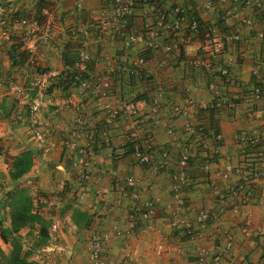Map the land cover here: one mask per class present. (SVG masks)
I'll use <instances>...</instances> for the list:
<instances>
[{
    "label": "crops",
    "instance_id": "0c3cea01",
    "mask_svg": "<svg viewBox=\"0 0 264 264\" xmlns=\"http://www.w3.org/2000/svg\"><path fill=\"white\" fill-rule=\"evenodd\" d=\"M198 2L169 0L163 3L162 8L170 10L176 5L187 8L198 6ZM42 3L52 13L50 37L42 40L38 35L24 36L22 29L13 26L9 34L13 33L15 38L10 40L9 36L4 37V45L0 46V135L2 140L6 137L13 139L15 154L25 149L32 150L34 154L31 167L16 181L9 179L8 163L4 160L0 161V175L3 181L9 183L8 188L17 190L16 193L25 190L30 195L34 193L31 201L38 203L34 205V211L50 223L59 220L53 245L60 251L55 252L57 258L54 263L89 264L85 244L90 232H106L109 237L102 244L101 258L104 264H129V257L134 264H196L199 247L209 251V256L202 264H264L261 258L264 249V177L247 182L252 195L245 203L228 194L224 201H220L212 193L213 186L224 190L227 185L242 181V174L231 173L223 178L219 171L227 163L240 164L245 159L238 151L234 135L259 127L264 121L262 107L243 100L253 83L250 66L254 58L262 53L255 37V28L243 33L251 43L247 48H241L236 43L228 46V52L236 50L237 53H233L237 59L229 66L230 74L237 81L235 84L220 82V91L234 100L233 107L224 110L199 108L195 104L186 106L188 98L196 104L207 103L212 99L207 85L216 78L221 64L218 62L211 72L185 64L196 55L195 42L185 46L182 51L158 53L156 57L165 61L162 67L153 66L154 54L148 52L145 65L152 67L149 83L135 81L134 78L130 82V89L121 90L116 73L125 72L131 66L122 62L123 70H117L121 65L119 56L123 53L119 40L113 36H106L102 41L91 38L86 46L90 57L88 73L92 81L108 76L112 90L111 102L114 97H127L130 93H141L147 98L145 101L138 99L141 109L138 115H119L108 125L109 142H106L100 134L104 112L98 109L90 90L62 89L52 85L58 75L65 72V65L72 62L79 45L80 33L71 36L68 30L77 26L86 27L90 18L98 16L104 4L97 0H82L81 10L75 15L73 0H43ZM141 11L139 8L134 9V17L127 23V29L138 26L136 16ZM250 12V9H243L240 14L251 15ZM199 17L208 21L213 18L203 11ZM146 19L144 21L147 23L151 21L149 16ZM18 41L21 42L20 50L28 53L27 59L20 66L9 61L8 57V51L12 48L10 45ZM138 45L127 50L129 58L137 54ZM249 47L251 51H248ZM156 85L161 87L157 115L172 127L175 137L169 136L166 128L158 124L152 128L154 146L167 145L173 155L183 149L184 117L173 114V106H185L187 117L198 130L208 131L211 125V129L222 135L219 152L210 159L196 152L194 146H188L191 163L186 173L191 183L181 191L183 207L179 208V214L183 221L190 223L194 230L193 236L169 226L172 206L171 166L149 174L146 167L136 165L129 154L123 153L126 133L130 128L146 127L150 123L147 118V102L152 98ZM262 85L264 88V83ZM4 106L10 107L8 115H4ZM32 106L36 107L33 116L43 127L44 137L41 142L32 136L29 122ZM80 111H84L92 122L96 140V155L89 168L90 176L83 182L74 180L69 160L61 152L62 140L72 117ZM28 133L33 143L28 139ZM206 161L209 163L204 168ZM108 170H113L115 175L109 174ZM125 175H133L137 179L141 201L158 200L153 214L148 218L137 217L129 232L125 225L131 201L129 198L120 199L116 190L117 181ZM60 179L66 180L65 191L57 189ZM96 189L101 192L100 195L95 194ZM48 200L52 201L50 207H47ZM74 209L88 213L89 222L86 226L72 222L71 213ZM199 210H208L213 215L202 226L194 222V216ZM125 229L127 238L124 237ZM224 231L233 235L231 257L224 255L213 262L212 256L222 249L221 233ZM115 232L120 234L115 235Z\"/></svg>",
    "mask_w": 264,
    "mask_h": 264
},
{
    "label": "built area",
    "instance_id": "2783aa9c",
    "mask_svg": "<svg viewBox=\"0 0 264 264\" xmlns=\"http://www.w3.org/2000/svg\"><path fill=\"white\" fill-rule=\"evenodd\" d=\"M169 0H97L103 3L100 13L95 18H90L87 26H77L70 28L69 34L74 36L80 33L79 45L76 47L75 56L72 62L64 67V71L69 72L72 80L81 90H90L93 95L98 109L104 112L100 126V134L106 142L108 138V125L119 115L136 116L141 111L138 105V99L135 93L128 94L127 97H114L111 102V82L108 76H103L93 80L90 78L88 69L90 67V57L86 50V46L91 38L95 41H102L106 36H113L119 40L123 53L119 56L120 66L117 70H122L123 64H130L134 69L135 75L146 81L151 78L152 67L145 65L146 51L151 52L155 63L153 66L162 67L165 63L164 59L156 57L158 53L168 54L174 50L182 51V49L195 42L196 55L187 60L185 64L190 67H198L204 72H211L212 68L221 62L218 68L216 78L207 85L208 90L212 93V99L207 103H194L189 99L186 101L187 106L195 104L199 108L229 109L233 106V99L224 94L218 88L220 82L235 84L237 78L230 74L229 66L236 61V50L228 52V46L231 44H239L241 48H247L248 39L243 36L245 31L255 28V37L258 39L261 59H254L250 66V73L254 78L250 89L247 91L243 100L249 103L261 106L264 112V0H198V6H172L170 10L162 8L164 2ZM82 0H73V10L75 15L81 10ZM142 9L137 17L138 26L133 29H127V21L134 17V9ZM243 9H250L251 15L240 14ZM203 11L213 18L208 20L201 19L200 12ZM52 13L45 6L40 9L41 19L36 16L17 17L12 20L10 16H4V8L0 4V36L6 37L8 31L13 26L22 29L24 36L38 35L42 40H47L51 33V15ZM199 15V16H198ZM151 19L149 23L146 18ZM144 19H146L144 21ZM138 45L137 54L129 58L127 50ZM251 51V48H248ZM236 53V54H233ZM233 55V57H232ZM130 68V67H129ZM138 69V70H137ZM143 72V75L140 74ZM63 73V72H62ZM144 77V78H143ZM150 81V80H149ZM221 84V85H222ZM187 90V88L185 89ZM161 87L156 85L153 88V96L149 100V111L147 118L150 123L145 126H132L126 133V143L130 144L132 151L128 155L138 166L146 167L152 174L162 167L169 165L172 168L170 174L172 206H170L169 226L178 228L180 231L194 235L193 228L190 223L181 219L179 208L183 207V197L181 191L190 185L186 170L188 168L189 150L183 148L179 154L169 156L166 150L155 148L152 141V128L156 125H163L166 133L175 137L167 122L163 121L157 112L160 109L159 97ZM182 107L173 106V114L180 112ZM36 110L35 106L30 108V125L32 136L41 142L43 140V127L39 125L38 119L33 116ZM183 129L192 135L193 124L191 120L183 121ZM92 122L84 111H80L72 117L71 123L62 140V156L69 160V164L73 170V178L77 182H83L90 176L93 158L96 155L94 139L95 131L92 130ZM92 130V131H91ZM196 133V132H195ZM234 141L238 146V151L244 155V160L240 164H225L219 171V175L227 178L229 174H242V181L227 185L224 190H219L216 186L212 187V193L220 201H224L226 194L237 197L241 203H245L252 195V190L248 187V181H255L264 177V121L261 126L249 128L243 132L234 135ZM207 151L208 158H212L219 152L222 135L220 132H211L207 136L194 139ZM125 143V144H126ZM124 144V146H125ZM64 146V148H63ZM248 149L252 150V156H245ZM155 154L158 159L155 158ZM248 161V162H247ZM208 161L204 165L207 168ZM109 174L115 175L113 170H108ZM137 179L133 175H125L116 183V190L120 199L129 198L130 205L127 212L126 225L128 232L134 227L137 217L148 218L153 214L154 205L158 200L141 201L139 198V190L137 188ZM66 180L60 179L57 182L58 191H65ZM96 195L101 192L96 189ZM52 205V201H47V207ZM213 215L208 210H199L194 216V222L204 225ZM59 220H54L48 226L49 244L40 248L33 256L36 264H55L54 259L57 258V249L53 245L55 232L59 227ZM115 235L120 234L115 232ZM223 237V246L219 252L212 256L213 262H217L221 256L231 257V248L233 235L227 231L221 233ZM127 236L125 229L124 237ZM109 234L106 232H90L85 250L89 264H104L102 261V244L108 239ZM52 243V245H50ZM209 251L204 247L197 249L196 264H202ZM261 258L264 261V249L261 252ZM129 264L131 257L128 258ZM250 264V263H246Z\"/></svg>",
    "mask_w": 264,
    "mask_h": 264
},
{
    "label": "trees",
    "instance_id": "16d2710c",
    "mask_svg": "<svg viewBox=\"0 0 264 264\" xmlns=\"http://www.w3.org/2000/svg\"><path fill=\"white\" fill-rule=\"evenodd\" d=\"M42 1L43 0H37V1L36 0H0V4L4 8V16H10L12 20H16L17 17L20 18V17H30V16H36L37 18L41 19L40 9L43 7ZM129 21L130 19H128L127 23ZM9 38L10 40H13L15 38L13 33L9 34ZM20 45H21L20 41H18L16 44L12 43L10 45V47L12 48L9 49L8 51L9 61H11L12 63L15 62V64L18 66L24 63L25 59H27V54H28L24 50H20ZM143 53L144 56L148 55V51H146V53L145 52ZM181 54L179 55L181 56ZM63 56L66 57V55L64 54ZM255 58L261 59L260 55L256 56ZM133 69H134L133 67H130V69L126 70L125 72L118 70L120 74L118 72L116 73V75L118 76L117 79L118 87L121 88V90L130 89V82H132L134 78L136 79L135 81L142 80L141 78H139V76H134L135 73L134 71H132ZM139 72L140 74L143 75V72L141 73L140 70ZM250 76H252L251 73ZM149 80H151V78L147 77L146 78V81H148L147 83H149ZM252 82H254L253 76H252ZM52 85L55 86L57 85L62 89L78 88L77 84L72 80L70 73L67 71L64 73L61 72L60 75H58L56 82H54V84ZM250 87L247 90H249ZM134 99L146 100L147 98H144L143 94L139 93L135 95ZM185 108H186L185 106H182L180 112L177 113L176 115L183 116L184 120L188 121L189 117H187ZM9 109L10 107L4 106L3 108L4 115H8ZM212 110H218V109H212ZM192 124L194 129L193 132L194 131L196 132V133L194 132L192 135H189V133H187L182 126V132L185 135V141H183L184 144L183 148L188 149V146L191 145L195 147L196 152H198L199 154L203 153L204 156L205 155L207 156L206 149L203 148L201 145H199L198 142L194 141V139L207 136L212 131L213 132H218V131L211 129L210 128L212 127L211 125H209L208 131L202 129L198 130L196 128V125L194 123ZM169 128L172 129L171 126H169ZM155 148L166 150L169 156L170 154L173 155L170 152V149L167 148V145H165L164 147L155 146ZM249 150L250 149H248V151ZM131 151L132 149L130 147V144L126 143L125 146H123V153L129 154ZM248 151L246 152L245 156L246 157L252 156L251 154L252 150H250L249 152ZM33 157L34 154L30 149H25L17 154L10 155L8 157L9 159L5 157L4 161L8 163L9 179L11 181H16L18 178L24 175L31 167ZM155 158L158 159V156L156 154H155ZM190 163H191V159L189 155L188 164ZM167 166L168 165L162 168L165 169L167 168ZM169 171L171 174L172 168L171 170L169 169ZM16 192H17L16 190L12 192L8 191L6 194V201L2 203V205L7 208L8 223L7 225H2L1 224L2 221L0 220V264H36L32 260V256L34 255V252L36 250H39L40 248H42L44 245L47 244L48 241L47 228H48L49 220L33 210L31 199L26 193V190L20 193H16ZM1 218L2 215L0 214V219ZM71 220L76 225L86 226L89 222V215L84 211L74 209L72 210L71 213ZM34 224L36 225V228H34L36 232L33 234L32 228L34 227L33 226ZM25 226H28L29 230L26 231L24 234H21L20 230ZM2 245L7 247L6 251H4Z\"/></svg>",
    "mask_w": 264,
    "mask_h": 264
},
{
    "label": "rangeland",
    "instance_id": "374dc122",
    "mask_svg": "<svg viewBox=\"0 0 264 264\" xmlns=\"http://www.w3.org/2000/svg\"><path fill=\"white\" fill-rule=\"evenodd\" d=\"M4 39V37H2V36H0V46H2V45H4V42H2V40ZM1 132V131H0ZM29 134V133H28ZM1 136L2 135H0V154H2L1 156H0V161L1 160H3V158H5V157H7V159H9L8 157L10 156V155H13V154H15V152H16V148H14L13 147V143H12V141H13V139H9L8 137H6V139H4V140H2V138H1ZM8 136V135H7ZM60 137V136H59ZM58 137V138H59ZM32 143H33V139L31 138V136H30V134H29V138H28ZM60 140V139H59ZM8 161V160H7ZM5 163V162H4ZM6 164V163H5ZM5 167H7V164H6V166ZM2 172V171H1ZM3 176L2 175H0V214L2 215V218L0 219L2 222H1V224L2 225H7V220H8V216H7V208L5 207V206H3L2 205V203L3 202H5L6 201V194H7V192L9 191V192H12V191H14V190H16V189H14V188H8V187H10L9 186V183H6L5 181H3L4 179L2 178ZM7 190V191H6ZM17 191V190H16ZM26 193L28 194V196L30 197V199H32V195L34 194V193H32V195H30L29 193H28V191H26ZM32 202V201H31ZM34 205H38V203H33L32 202V208L34 209ZM39 207V206H38ZM34 227L32 228V232H33V234L36 232L35 230H34V228H36V225L34 224L33 225ZM29 230V228H28V226H25V227H23V228H21V230H20V233L21 234H24L26 231H28ZM2 248L4 249V251H6V249H7V247L6 246H3L2 245ZM39 250H36L35 252H34V254H36L37 252H38Z\"/></svg>",
    "mask_w": 264,
    "mask_h": 264
},
{
    "label": "clouds",
    "instance_id": "9594fccd",
    "mask_svg": "<svg viewBox=\"0 0 264 264\" xmlns=\"http://www.w3.org/2000/svg\"><path fill=\"white\" fill-rule=\"evenodd\" d=\"M11 29V28H10ZM9 36V31H8V35L5 37V38H7ZM2 154H0V156H1ZM3 160H4V158H3ZM49 223H50V221H49ZM48 226H49V224H48ZM47 234H48V228H47ZM50 242H49V238H48V241H47V244L46 245H48ZM46 245H44V246H46ZM43 246V247H44ZM35 255V254H34ZM33 255V256H34ZM33 256H32V260H33ZM34 261V260H33ZM35 262V261H34ZM36 263V262H35Z\"/></svg>",
    "mask_w": 264,
    "mask_h": 264
}]
</instances>
